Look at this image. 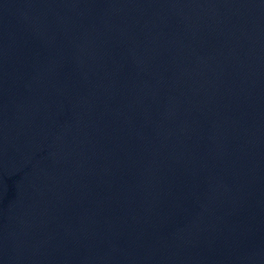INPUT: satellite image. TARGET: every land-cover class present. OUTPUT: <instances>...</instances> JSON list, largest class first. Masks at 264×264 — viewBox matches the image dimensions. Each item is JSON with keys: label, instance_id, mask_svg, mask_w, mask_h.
<instances>
[{"label": "water", "instance_id": "1", "mask_svg": "<svg viewBox=\"0 0 264 264\" xmlns=\"http://www.w3.org/2000/svg\"><path fill=\"white\" fill-rule=\"evenodd\" d=\"M0 264H264V0H0Z\"/></svg>", "mask_w": 264, "mask_h": 264}]
</instances>
